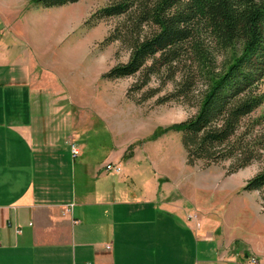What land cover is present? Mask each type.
<instances>
[{
    "label": "crops",
    "instance_id": "crops-1",
    "mask_svg": "<svg viewBox=\"0 0 264 264\" xmlns=\"http://www.w3.org/2000/svg\"><path fill=\"white\" fill-rule=\"evenodd\" d=\"M23 64L0 41V264H264V246L226 234L229 223L213 235L155 203V180L132 159L83 153L91 123L45 101Z\"/></svg>",
    "mask_w": 264,
    "mask_h": 264
},
{
    "label": "rangeland",
    "instance_id": "rangeland-1",
    "mask_svg": "<svg viewBox=\"0 0 264 264\" xmlns=\"http://www.w3.org/2000/svg\"><path fill=\"white\" fill-rule=\"evenodd\" d=\"M112 1L78 0L61 7L40 8L32 6V0H0V41L15 57L22 58L26 64L22 68L36 80V87L49 92L45 101L74 113L81 130L91 123L77 135L76 145H83V153L92 159L105 155L115 158L114 153L120 154L123 162L132 159L133 168L148 171L155 180V203L166 198L170 207L179 210L176 215L193 220L196 226L208 222L213 235H220V227L213 222L221 220L229 223L221 228L226 234H245L264 246V189L240 190L263 166L264 101L242 121L240 130L248 133L246 140H254L261 148L259 158L229 174L231 160L214 164L196 160L187 165L179 133L166 128L194 115L203 80L196 79L185 98L157 103L159 97L173 91L178 75L162 86L152 76L140 92L129 89L138 81L137 75L101 79L102 73L127 59L124 44L114 41L100 45L125 20L120 16L101 19L91 27L83 24L95 10ZM148 31L147 26L142 28V34ZM146 88L159 91L141 99ZM257 91L264 93L263 81ZM143 181L152 186L148 175Z\"/></svg>",
    "mask_w": 264,
    "mask_h": 264
},
{
    "label": "trees",
    "instance_id": "trees-1",
    "mask_svg": "<svg viewBox=\"0 0 264 264\" xmlns=\"http://www.w3.org/2000/svg\"><path fill=\"white\" fill-rule=\"evenodd\" d=\"M77 1L32 0L31 5L52 8ZM120 16L125 23L100 45L118 41L126 46L128 56L100 78L137 75L138 81L129 89L140 92L152 76L162 86L178 75L173 91L157 103L185 98L196 79H202L194 115L166 128L179 133L186 164L231 160L229 174L259 158L261 148L240 130L242 121L264 101V93L257 91L264 82V0H114L90 14L83 25L91 27L101 19ZM144 26L149 31L142 34ZM158 91L146 88L141 99ZM262 189L264 161L240 190Z\"/></svg>",
    "mask_w": 264,
    "mask_h": 264
},
{
    "label": "built area",
    "instance_id": "built-area-1",
    "mask_svg": "<svg viewBox=\"0 0 264 264\" xmlns=\"http://www.w3.org/2000/svg\"><path fill=\"white\" fill-rule=\"evenodd\" d=\"M69 151H70V154H71L72 157H74V156H76L78 154V150L73 144L69 145ZM248 264H256L255 259L251 258V257L248 258Z\"/></svg>",
    "mask_w": 264,
    "mask_h": 264
}]
</instances>
